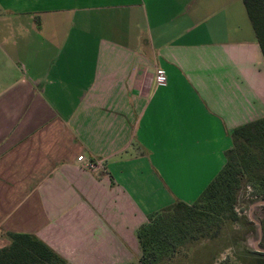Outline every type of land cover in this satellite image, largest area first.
Wrapping results in <instances>:
<instances>
[{
  "label": "crops",
  "instance_id": "1",
  "mask_svg": "<svg viewBox=\"0 0 264 264\" xmlns=\"http://www.w3.org/2000/svg\"><path fill=\"white\" fill-rule=\"evenodd\" d=\"M261 118L243 0H0V250L137 263L148 217L194 203Z\"/></svg>",
  "mask_w": 264,
  "mask_h": 264
},
{
  "label": "trees",
  "instance_id": "2",
  "mask_svg": "<svg viewBox=\"0 0 264 264\" xmlns=\"http://www.w3.org/2000/svg\"><path fill=\"white\" fill-rule=\"evenodd\" d=\"M243 3L264 56V0ZM231 139L225 166L194 203L177 201L148 217L137 232L141 258L131 264H176L199 242L220 237L241 220L236 210L244 185L264 200V118L234 129ZM7 236L10 245L0 250V264H66L33 235Z\"/></svg>",
  "mask_w": 264,
  "mask_h": 264
},
{
  "label": "rangeland",
  "instance_id": "3",
  "mask_svg": "<svg viewBox=\"0 0 264 264\" xmlns=\"http://www.w3.org/2000/svg\"><path fill=\"white\" fill-rule=\"evenodd\" d=\"M255 193L258 192L244 185L238 196L236 210L241 220L229 225L217 239L196 244L189 252L190 257L196 259L187 261L185 257L176 264H245L247 254L252 256L254 251L264 250V238L260 239L262 234L259 225L263 210L256 206L264 200ZM199 256L206 259L200 262Z\"/></svg>",
  "mask_w": 264,
  "mask_h": 264
},
{
  "label": "built area",
  "instance_id": "4",
  "mask_svg": "<svg viewBox=\"0 0 264 264\" xmlns=\"http://www.w3.org/2000/svg\"><path fill=\"white\" fill-rule=\"evenodd\" d=\"M167 76L165 71L158 70L156 73V82L158 85H166L167 83ZM78 161L82 163V165L90 170V171H96L98 167L100 166V163L94 162V161H87L83 156L79 157Z\"/></svg>",
  "mask_w": 264,
  "mask_h": 264
},
{
  "label": "flooded vegetation",
  "instance_id": "5",
  "mask_svg": "<svg viewBox=\"0 0 264 264\" xmlns=\"http://www.w3.org/2000/svg\"><path fill=\"white\" fill-rule=\"evenodd\" d=\"M262 207H264V206H262ZM262 210H263V217L261 218V221H260L261 224H259L260 228H261V234H262V238H260L261 240L264 238V209L262 208ZM255 224H258V223L255 222ZM251 225H254V224L251 223ZM262 249H264V248H262ZM253 253L254 254L252 256L251 255L248 256V254H247V256L245 258L247 260V262L245 264H264V250L254 251Z\"/></svg>",
  "mask_w": 264,
  "mask_h": 264
},
{
  "label": "water",
  "instance_id": "6",
  "mask_svg": "<svg viewBox=\"0 0 264 264\" xmlns=\"http://www.w3.org/2000/svg\"><path fill=\"white\" fill-rule=\"evenodd\" d=\"M256 206H259V207H262V206H264V201H262V202L258 203Z\"/></svg>",
  "mask_w": 264,
  "mask_h": 264
}]
</instances>
